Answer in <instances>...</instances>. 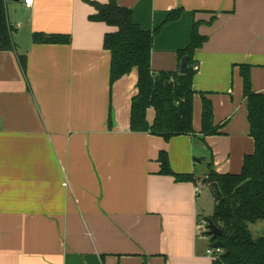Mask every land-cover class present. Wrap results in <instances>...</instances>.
Returning a JSON list of instances; mask_svg holds the SVG:
<instances>
[{
	"label": "crops",
	"instance_id": "obj_1",
	"mask_svg": "<svg viewBox=\"0 0 264 264\" xmlns=\"http://www.w3.org/2000/svg\"><path fill=\"white\" fill-rule=\"evenodd\" d=\"M5 1L15 50L0 52V264H215L195 188L211 157L217 173L239 174L254 152L239 67L264 93V0H116L142 30L164 25L155 74L180 72L195 23L208 38L194 58L195 134L169 141L130 130L136 69L111 87L104 39L117 29L92 21L89 3L110 0ZM36 33L71 42L35 44ZM201 94L221 127L205 140ZM163 151L195 182L160 174Z\"/></svg>",
	"mask_w": 264,
	"mask_h": 264
},
{
	"label": "trees",
	"instance_id": "obj_2",
	"mask_svg": "<svg viewBox=\"0 0 264 264\" xmlns=\"http://www.w3.org/2000/svg\"><path fill=\"white\" fill-rule=\"evenodd\" d=\"M96 9L92 21L105 23L117 29L107 34L104 49L111 53V87L134 69L138 72L137 94L131 101L130 130L133 133H149L166 141L179 136L194 135V78L197 73L195 54L208 38L199 32L201 23H195L190 44L178 52L181 66L188 59V73L152 71L151 55L154 39L163 26L145 31L134 21L130 9L120 7L116 0L108 4L89 2ZM181 10L169 14L164 24L175 22ZM12 28L8 22L6 1L0 0V52H13ZM35 44L65 45L71 42L68 35L36 33ZM22 60V59H21ZM243 96L246 100L250 136L254 152L244 159L239 174H219L214 169L213 158L208 165L207 178L215 199L214 213L210 217L222 231L212 242L223 243V253L215 264H264V233L255 235L253 228L264 229V93H255L252 88L251 68L241 65ZM202 96V140L219 134L221 127L214 124L212 102ZM153 111V120L148 114ZM111 123V122H110ZM160 174L174 177L177 182H195L194 175L176 174L170 167L168 154L160 153Z\"/></svg>",
	"mask_w": 264,
	"mask_h": 264
},
{
	"label": "rangeland",
	"instance_id": "obj_3",
	"mask_svg": "<svg viewBox=\"0 0 264 264\" xmlns=\"http://www.w3.org/2000/svg\"><path fill=\"white\" fill-rule=\"evenodd\" d=\"M20 5V4H18ZM204 167V165H203ZM206 167L208 168V166L206 165ZM203 174L204 173H200L198 176L200 178L203 177ZM203 182L202 184H200V186L202 187V197H201V200H200V205H201V209L203 210V216L205 218H209L210 216L213 215L214 213V206H215V199H214V196H213V192L211 190V188L208 186V185H203Z\"/></svg>",
	"mask_w": 264,
	"mask_h": 264
},
{
	"label": "water",
	"instance_id": "obj_4",
	"mask_svg": "<svg viewBox=\"0 0 264 264\" xmlns=\"http://www.w3.org/2000/svg\"><path fill=\"white\" fill-rule=\"evenodd\" d=\"M13 2L16 3H20L21 0H12ZM180 73L181 74H187L188 73V59L185 58L182 61L181 64V69H180ZM208 236L213 237L215 239H217L218 237H220L222 235V231L213 223V221L211 219H208ZM213 248H223V243L221 242H216L213 245Z\"/></svg>",
	"mask_w": 264,
	"mask_h": 264
},
{
	"label": "built area",
	"instance_id": "obj_5",
	"mask_svg": "<svg viewBox=\"0 0 264 264\" xmlns=\"http://www.w3.org/2000/svg\"><path fill=\"white\" fill-rule=\"evenodd\" d=\"M24 4L27 8H31V6L33 5L34 0H23ZM202 187H196L195 188V195L199 196L202 194ZM201 227L203 229H205V231H208V221H202L201 223ZM223 253V249L222 248H210L207 251V255L208 257L212 258L214 261H217L220 257V255Z\"/></svg>",
	"mask_w": 264,
	"mask_h": 264
}]
</instances>
